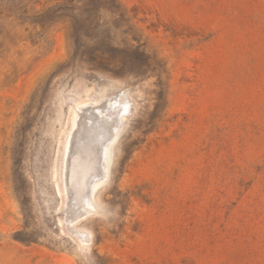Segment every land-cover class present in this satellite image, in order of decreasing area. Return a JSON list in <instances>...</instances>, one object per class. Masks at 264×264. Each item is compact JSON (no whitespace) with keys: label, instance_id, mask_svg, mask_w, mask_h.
<instances>
[{"label":"rangeland","instance_id":"obj_1","mask_svg":"<svg viewBox=\"0 0 264 264\" xmlns=\"http://www.w3.org/2000/svg\"><path fill=\"white\" fill-rule=\"evenodd\" d=\"M0 264H264V0H0Z\"/></svg>","mask_w":264,"mask_h":264},{"label":"bare ground","instance_id":"obj_2","mask_svg":"<svg viewBox=\"0 0 264 264\" xmlns=\"http://www.w3.org/2000/svg\"><path fill=\"white\" fill-rule=\"evenodd\" d=\"M123 96H124V95H123ZM100 99H102V98H100ZM103 99H104V98H103ZM103 99H102V101H103ZM106 99H107V97L105 98V100H106ZM105 100H104V101H105ZM98 101H99V100H97V104H98ZM108 101H109V100H108ZM112 101H113V100H111L110 102L112 103ZM127 101H128V99H127ZM106 102H107V101H106ZM115 102H116V101H115ZM123 102H124V101H123ZM125 102H126V100H125ZM89 103H90V102H89ZM99 103L101 104L102 102H99ZM107 103H108V102H107ZM85 104H86V103H85ZM91 104L93 105V103H90L89 105H91ZM102 104H104V103H102ZM119 104H120V103H119ZM122 104H124V103H122ZM127 104H129V103H127ZM83 105H84V104H83ZM86 105H88V104H86ZM86 105H85V107H86ZM92 105H91V109H92ZM108 105H109V104H108ZM108 105H107V106H108ZM113 105H114V104H112V107H113ZM81 106H82V105H81ZM81 106H80V107H81ZM121 106H122V105H121ZM80 107H79V108H80ZM100 107H101V106H100ZM127 107H128V106H127ZM96 108H97V107H96ZM96 108H95V109H96ZM98 108H99V106H98ZM105 108H106V106H105ZM113 108H114V107H113ZM117 108H118V107H117ZM77 109H78V108H77ZM82 109H83V107H82ZM82 109H81V110H82ZM95 109H93V110H95ZM107 109H109V108H107ZM107 109H106V110H107ZM104 110H105V109H104ZM106 110H105V111H106ZM110 110H113V109H110ZM78 111L80 112V110H76V112H78ZM82 111H83V110H82ZM85 111H86V110H85ZM113 111H114V110H113ZM113 111H112V112H113ZM115 111H116V110H115ZM118 111H119V110H118ZM118 111H117V112H118ZM129 111H130V110H129ZM94 112H95V111H94ZM108 112H109V114H113V113H111L110 111H108ZM119 112H120V111H119ZM91 113H92V112H91ZM95 113H96V112H95ZM105 113H106V112H105ZM105 113H104V114H105ZM122 113H123V112H122ZM76 114H77V113H76ZM80 114H81V113H80ZM80 114H79V115L77 114L78 117L80 116ZM96 114H97V113H96ZM96 114H94V115H96ZM109 114H108V115H109ZM115 114H119V113H116V112H115ZM82 115H83V114H82ZM99 115H100V114H99ZM99 115H98V116H99ZM106 115H107V114H106ZM108 115H107V116H108ZM102 116H103V115H102ZM109 116H111V115H109ZM116 116H117V115H116ZM87 117H88V116H87ZM89 117H92V116H89ZM95 117H96V116H95ZM100 117H101V116H100ZM76 118H77V117H76ZM76 118L74 117V119H75L74 121L77 122L78 120H76ZM105 118H106V117H105ZM109 118H110V117H108V119H109ZM111 118H112V117H111ZM111 118H110V119H111ZM100 119H101V121L104 120L103 117H101ZM113 119H115V118H113ZM83 120H84V118H83ZM87 120H88V119H87ZM87 120H86V121H87ZM89 120H90V118H89ZM91 120H93V118H91ZM105 120H106V119H105ZM115 120H116V119H115ZM74 121H73V123H75ZM94 121H95V120H94ZM99 121H100V120H99ZM116 121H117V120H116ZM81 122L85 123V121H81ZM104 122H105V121H104ZM104 122H103V123H104ZM109 122H110V121H109ZM118 122H119V121H118ZM99 123H100V122H99ZM90 124H92V122H91ZM93 124H94V123H93ZM97 124H98V123H97ZM108 124H109V123H108ZM110 124H114V125H116L115 123H111V122H110ZM117 124H118V123H117ZM121 124H124V123H121ZM80 125H81V124H80ZM85 125H86V124H85ZM72 126H73V125H72ZM81 126H82V125H81ZM87 126H88V125H86L85 128H86ZM92 126H93V125H92ZM96 126H98V125H96ZM96 126H94V128H95ZM102 126H106V125L102 124ZM112 126H113V125H112ZM119 126H121V125H119ZM119 126H117V127L119 128ZM123 126H124V125H123ZM110 127H111V126H110ZM81 128H82V127H81ZM101 128H102V127H101ZM101 128H100V129H101ZM104 128H105V127H104ZM107 128H108V127H107ZM113 128H114V129H113ZM115 128H116L115 126L112 127L113 130H115ZM82 129H83V128H82ZM87 129H88V128H87ZM100 129H99V130H100ZM79 130H80V129H79ZM84 130H85V129H84ZM84 130H83V131H84ZM91 130H92V129H91ZM103 130H104V129H103ZM103 130H102V131H103ZM116 130H117V128H116ZM73 131H74V128H73V130H71V133H72ZM77 131H78V130H77ZM95 131L97 132L98 130H95ZM119 131H120V130H119ZM119 131H118L117 134H119ZM86 132H87V131H86ZM93 132H94V131H93ZM93 132H92V133H93ZM98 132H101V130L98 131ZM104 132H105V131H103V133H104ZM106 132H107V131H106ZM106 132H105V133H106ZM103 133H102V134H103ZM113 133H114V132H113ZM107 134H108V133H107ZM109 134H110V133H109ZM115 134H116V133H115ZM71 135H72V134H71ZM73 135H74V134H73ZM83 135H84V133H83ZM86 135H87V134H86ZM86 135H85V136H86ZM88 136H89V135H88ZM111 137H113V136L111 135ZM87 138H88V137H87ZM108 138H109V136H108ZM82 139H83V137H82ZM105 139H106V140H104V139H103V140L106 142V141H107V138H105ZM111 139H112V138H111ZM111 139H110V140H111ZM108 140H109V139H108ZM104 141H102V142H104ZM68 142H69V141H68ZM70 142H71V141H70ZM83 142H84V141H83ZM86 142H87V141H86ZM112 142H114V141H112ZM112 142H111V144H112ZM71 143H72V142H71ZM71 143H70V144H71ZM84 143H85V142H84ZM84 143H83V144H84ZM87 143H88V142H87ZM106 143H107V142H106ZM108 143H109V142H108ZM108 143H107V145H106V144H104V145L108 146ZM85 144H86V143H85ZM96 144H97V143H96ZM67 145H68V144H67ZM79 145H80V144H79ZM87 145H88V144H87ZM87 145H85V146H87ZM89 145H90V144H89ZM69 146H70V145H69ZM69 146H68V147H69ZM77 146H78V145H77ZM90 146H91V145H90ZM109 146H110V145H109ZM109 146H108V147H109ZM95 147H96V146H95ZM71 148H72V147H71ZM71 148H68V149H70V151H71ZM79 148H80V147H79ZM86 148H87V147H86ZM93 148H94V147H93ZM68 149H67V150H68ZM80 149H81V148H80ZM108 149H109V148H108ZM88 150H89V149H88ZM91 150H92V149H91ZM93 150H94V149H93ZM95 150H96V148H95ZM70 151H67V152H70ZM96 151H97V150H96ZM96 151H95V152H96ZM65 152H66V148H65ZM91 152H92V151H91ZM79 153H80V152H79ZM98 153H99V151H98ZM98 153H97V154H98ZM110 153H111V152H110ZM83 154H84V153H83ZM92 154H93V153H92ZM75 155H76V154H75ZM79 155H80V154H79ZM66 156H67V154H66ZM83 156H84V155H83ZM89 156H90V154H89ZM97 156H98V155H97ZM79 157H80V156H79ZM81 157H82V156H81ZM86 157H87V154H86ZM90 157H92V155H91ZM65 158H67V157H65ZM107 158H108V157H107ZM80 159H81V158H80ZM88 160H89V159H88ZM85 161H86V160H85ZM106 161H108V160H106ZM86 162H88V161H86ZM91 163H92V162H91ZM96 163H97V162H96ZM108 163H109V162H108ZM68 164H69V163H68ZM70 164H71V163H70ZM71 165H72V164H71ZM88 165H89V164H88ZM93 165H95V164H93ZM108 165H109V164H108ZM86 166H87V165H86ZM101 166H102V165H101L100 162L97 163V168H98L97 172H98V174L96 175L94 171H92V173L90 172L91 170H90V171H89V170L87 171V170H86L87 167H85V164H78L76 167H74V165H73L74 169H73V171H72V175H73L74 177H75V176L78 177V181H81V182H87V181H86L87 179H88L89 181H91V180L93 181V180H94L93 178H95V179L97 178V179H96V182L94 183V185H92V186H93V187H92V190L95 191L96 189L99 188V186H100L101 183H102L101 178H98V176L100 177V176L103 174V169H101ZM65 167H66V166H65ZM84 167H85V168H84ZM95 167H96V165H95ZM89 168H90V167H89ZM102 168H103V167H102ZM87 169H88V168H87ZM90 169H91V168H90ZM85 170H86V171H85ZM94 170H96V168H95ZM65 171H66V170H65ZM67 171H68V170H67ZM88 172H89V173H88ZM65 173L67 174V172H65ZM104 175H105V174H104ZM65 176H66V175H65ZM68 178H69V177H68ZM102 178H103V177H102ZM65 179H66V177H65ZM67 180H68V179H67ZM103 181H104V179H103ZM87 183L89 184V182H87ZM66 185H68V184H66ZM65 187L67 188V186H65ZM68 187H69V186H68ZM75 187H76V186H75ZM86 187H87V186H86ZM86 187H85V188H86ZM70 189H71V185H70V187H69V190H70ZM87 189H88V187H87ZM69 190H68V191H69ZM66 191H67V190H66ZM70 191H72V190H70ZM77 191H78V190H77ZM89 194H90V193H89ZM72 195H73V194H72ZM72 195H71V196H72ZM87 195H88V194H87ZM74 196H75V195H74ZM79 196H80V194H79ZM92 196H93V195H92ZM85 197H87V196H85ZM75 199H76V198H75ZM81 200H82V199H81ZM78 201H80V200H78ZM83 201H85V199H84ZM80 202H82V201H80ZM89 202H90V201H89ZM91 202L93 203V201H91ZM78 203H79V202H78ZM87 203H88V202H87ZM68 205H70V204H68ZM71 205H73V204H71ZM71 205H70V206H71ZM89 205H90V204H89ZM91 205H92V204H91ZM73 206H74V205H73ZM81 206H82V205H81ZM85 206H86V205H85ZM78 207H80V206H78ZM68 208H69V206H68ZM83 208H84V207H83ZM79 209H81V207H80ZM84 209L87 210L88 208H84ZM89 209H90V208H89ZM77 210H78V209H77ZM81 210H82V209H81ZM86 210H85V211H86ZM72 212L75 213V210L72 211ZM83 212H84V211H83ZM86 213H87V212H86ZM86 213H84L83 215H85ZM69 214H70V211H69ZM87 215H88V214H87ZM81 217H83V216H81ZM85 217H86V216H85ZM85 217H84V218H85ZM75 218H76V217H75ZM76 219H77V218H76ZM80 219H81V218H80ZM74 220H75V219H74ZM78 220H79V218H78ZM76 221H77V220H76ZM72 222H73V221H72Z\"/></svg>","mask_w":264,"mask_h":264}]
</instances>
